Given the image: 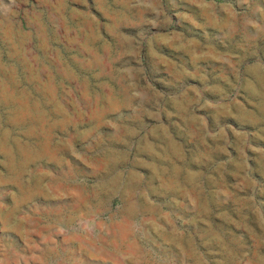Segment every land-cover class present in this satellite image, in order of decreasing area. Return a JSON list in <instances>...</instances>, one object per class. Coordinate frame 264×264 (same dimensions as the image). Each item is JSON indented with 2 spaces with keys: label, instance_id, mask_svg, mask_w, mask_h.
<instances>
[{
  "label": "rangeland",
  "instance_id": "374dc122",
  "mask_svg": "<svg viewBox=\"0 0 264 264\" xmlns=\"http://www.w3.org/2000/svg\"><path fill=\"white\" fill-rule=\"evenodd\" d=\"M0 264H264V0H0Z\"/></svg>",
  "mask_w": 264,
  "mask_h": 264
}]
</instances>
